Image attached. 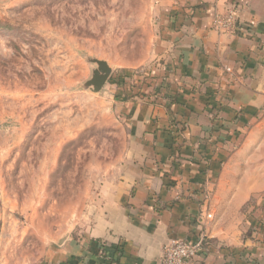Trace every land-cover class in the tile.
I'll list each match as a JSON object with an SVG mask.
<instances>
[{
  "label": "rangeland",
  "instance_id": "rangeland-1",
  "mask_svg": "<svg viewBox=\"0 0 264 264\" xmlns=\"http://www.w3.org/2000/svg\"><path fill=\"white\" fill-rule=\"evenodd\" d=\"M156 5L0 0V264H41L90 230L127 166L132 110L179 104ZM97 62L110 73L94 92Z\"/></svg>",
  "mask_w": 264,
  "mask_h": 264
},
{
  "label": "crops",
  "instance_id": "crops-1",
  "mask_svg": "<svg viewBox=\"0 0 264 264\" xmlns=\"http://www.w3.org/2000/svg\"><path fill=\"white\" fill-rule=\"evenodd\" d=\"M156 2L180 102L132 110L122 177L90 230L41 264H159L168 241L201 235L189 264H264V0ZM230 9L235 32H217Z\"/></svg>",
  "mask_w": 264,
  "mask_h": 264
},
{
  "label": "built area",
  "instance_id": "built-area-1",
  "mask_svg": "<svg viewBox=\"0 0 264 264\" xmlns=\"http://www.w3.org/2000/svg\"><path fill=\"white\" fill-rule=\"evenodd\" d=\"M212 27L219 33L235 32L237 24L234 16V10H227L222 15H216L212 21ZM230 73L228 69L225 70ZM264 119V106L262 108ZM212 219L210 213H202L201 220L209 221ZM207 245L204 236H199L194 243H188L183 240H170L161 249L159 264H189L190 261Z\"/></svg>",
  "mask_w": 264,
  "mask_h": 264
},
{
  "label": "water",
  "instance_id": "water-1",
  "mask_svg": "<svg viewBox=\"0 0 264 264\" xmlns=\"http://www.w3.org/2000/svg\"><path fill=\"white\" fill-rule=\"evenodd\" d=\"M96 64L98 68L93 72L91 81L87 83L88 87H93L94 92H97L100 89L110 73V69L105 63L97 62Z\"/></svg>",
  "mask_w": 264,
  "mask_h": 264
}]
</instances>
